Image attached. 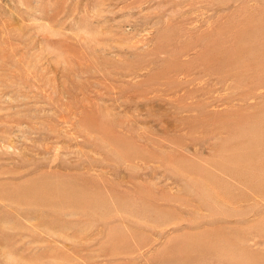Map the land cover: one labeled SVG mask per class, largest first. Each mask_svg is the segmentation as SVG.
I'll return each mask as SVG.
<instances>
[{
    "label": "rangeland",
    "instance_id": "obj_1",
    "mask_svg": "<svg viewBox=\"0 0 264 264\" xmlns=\"http://www.w3.org/2000/svg\"><path fill=\"white\" fill-rule=\"evenodd\" d=\"M0 264H264V0H0Z\"/></svg>",
    "mask_w": 264,
    "mask_h": 264
}]
</instances>
